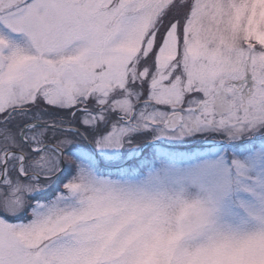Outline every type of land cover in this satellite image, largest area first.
<instances>
[{
    "label": "snow or ice",
    "instance_id": "snow-or-ice-1",
    "mask_svg": "<svg viewBox=\"0 0 264 264\" xmlns=\"http://www.w3.org/2000/svg\"><path fill=\"white\" fill-rule=\"evenodd\" d=\"M0 264H264V0H0Z\"/></svg>",
    "mask_w": 264,
    "mask_h": 264
}]
</instances>
